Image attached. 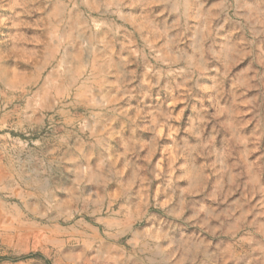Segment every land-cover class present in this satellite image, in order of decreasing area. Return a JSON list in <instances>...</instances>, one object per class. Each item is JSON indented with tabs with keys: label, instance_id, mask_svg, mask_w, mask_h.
Listing matches in <instances>:
<instances>
[{
	"label": "clouds",
	"instance_id": "clouds-1",
	"mask_svg": "<svg viewBox=\"0 0 264 264\" xmlns=\"http://www.w3.org/2000/svg\"><path fill=\"white\" fill-rule=\"evenodd\" d=\"M0 264H264V0H0Z\"/></svg>",
	"mask_w": 264,
	"mask_h": 264
}]
</instances>
